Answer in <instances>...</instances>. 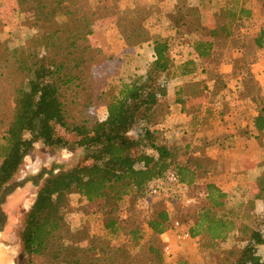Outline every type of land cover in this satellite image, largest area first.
Listing matches in <instances>:
<instances>
[{
	"label": "trees",
	"instance_id": "1",
	"mask_svg": "<svg viewBox=\"0 0 264 264\" xmlns=\"http://www.w3.org/2000/svg\"><path fill=\"white\" fill-rule=\"evenodd\" d=\"M105 1L15 0L7 13L0 3V204L37 142L49 148L81 146L85 151L83 164L49 172L39 186L20 233L24 264H204L202 257L198 263L185 257L176 263L178 259L173 261L163 250L161 235L168 232L174 240V222L179 221L175 207L187 197L198 200L188 228L192 245L212 250L218 264H264V214L253 213V199L233 201L213 183L198 190L204 191L201 198L191 196L199 178L222 173L224 165L208 155L196 156V148L183 141L169 140L164 107L167 100L179 102L183 95V87L171 81L199 69L204 74L221 63L215 40L259 25L250 0L219 1L217 24L209 31L212 39L201 34L211 0H174L173 10L167 0H135L132 6L111 9L102 4ZM257 1L264 11V0ZM10 13L29 15L34 33L27 42L14 44L12 33L1 38ZM153 15L160 23L169 18L174 34H152L147 21ZM105 19L115 24L125 53L146 42L153 45L154 59L145 72L117 85L109 75L95 71L104 50L92 41L91 27ZM262 22L253 37L259 49L264 48V18ZM176 44H184L195 56H173ZM122 63L121 56L111 57L109 72L117 74ZM210 75L203 101L211 108L224 99L228 81L224 73ZM256 105L252 124L264 136V97ZM101 107L106 108L102 119ZM138 121L142 127L136 133ZM188 123L192 133L203 126L196 105L188 112ZM177 156L188 161L178 162ZM170 172L178 177L176 190L163 193L145 213L137 212L134 204ZM257 185L255 198L264 199V177ZM72 195L96 205L93 214L101 220L100 233H83L61 221ZM128 199L127 216L122 217L121 205ZM234 235H242V245L224 247Z\"/></svg>",
	"mask_w": 264,
	"mask_h": 264
},
{
	"label": "rangeland",
	"instance_id": "2",
	"mask_svg": "<svg viewBox=\"0 0 264 264\" xmlns=\"http://www.w3.org/2000/svg\"><path fill=\"white\" fill-rule=\"evenodd\" d=\"M97 1V0H92ZM135 0H107L104 4L107 9L114 7H125L131 5ZM0 3L4 5L3 11L8 12L12 11V8L15 6V0H0ZM254 13L256 18L261 19L264 17L263 8L255 6ZM219 12L212 11L211 13L205 15L204 20L207 23L206 31L202 32L203 37H207L209 34V29L211 25H216L218 20ZM64 15H61L63 18ZM7 25L3 28L1 38L6 39L12 33V40L14 44L20 42H27L30 36L34 33L33 28L30 26L29 15L10 13L7 16ZM110 20L105 19L99 22H96L92 27L91 39L93 42L101 46L104 50V56L101 60L99 67L95 68L96 73L101 75H109L108 79L112 80L114 85H117L120 81H129L134 75L143 74L150 62V48H145L144 52L138 53L137 50L123 55V63L119 68L117 74H111L110 60L111 57H114L116 52L121 49V37L115 28L110 26ZM152 23V22H151ZM150 20L147 21V27L150 29ZM210 25V26H209ZM170 26V25H169ZM168 28V25H167ZM12 44V45H14ZM221 45L226 47V41H222ZM182 46V47H180ZM189 48L184 44L175 45L173 49V55H183L189 57ZM122 53V52H121ZM98 75V74H97ZM211 75L198 73L197 75L189 76L182 80V85L184 92L180 98L181 103L184 104L186 110L191 111V108L195 104H201L203 102V88L204 83L209 80ZM196 101H199L196 102ZM164 103L165 110L167 114L174 112V107L171 108V104ZM9 104V102H8ZM218 111V109H217ZM106 115V108L101 107L98 109V117L100 119L104 118ZM142 127V123L138 121L135 125V132L139 131ZM59 133L63 134L67 139H75L72 134L65 133L62 129H58ZM184 135V134H183ZM135 137V133L133 134ZM185 142L184 140H182ZM150 153V150H148ZM135 157H138L136 149H134ZM85 151L81 146H74L69 148H49L41 141L37 142L25 159L24 163L18 169L14 178L8 183L5 196H1L2 203L0 204V211L3 213L4 221L3 226L0 231V264H24V248L23 243L20 239V233L24 227L25 214L29 210L31 204L33 203L37 190L45 178L48 177L49 172L56 173L58 170L71 169L79 164H83ZM176 160L178 162L188 161L187 157L177 156ZM202 186L193 188L190 190L191 196H199L198 190ZM157 201V198L151 199V203ZM198 201V200H197ZM197 201L192 202L190 205H184L182 201H179L176 204V219L180 222H183L187 226L192 223V216L196 209ZM130 204L128 199L121 205V215L122 217L127 216V205ZM135 210L141 214L145 213V209L140 204V199L134 204ZM96 205H88L78 195H72L70 202L62 211L61 221L64 224L70 225L74 229H80L83 233L97 234L102 230V224L100 218L93 214ZM188 218L187 221L185 220ZM101 224V225H100ZM239 237L237 235L231 236L227 241V245L224 247L234 246L236 248L241 244ZM172 240L171 245L172 249L176 248L178 254H173V261L178 259L176 263L182 261L184 251H187V255L192 261L198 263L201 261V257L206 261L204 264H218L217 258L218 255L208 248L204 250L200 249L198 246L191 244L184 245L182 248L181 244L183 242H178ZM185 244V243H184ZM175 249V250H176ZM174 253V251H173ZM168 264H173L168 262Z\"/></svg>",
	"mask_w": 264,
	"mask_h": 264
},
{
	"label": "crops",
	"instance_id": "3",
	"mask_svg": "<svg viewBox=\"0 0 264 264\" xmlns=\"http://www.w3.org/2000/svg\"><path fill=\"white\" fill-rule=\"evenodd\" d=\"M219 1L211 0V12H219ZM165 4L170 10H173L176 5L174 0H167ZM193 4H196L195 0ZM248 6L256 18L254 8L255 6L262 8L261 4L257 0H250ZM123 7L120 6V8ZM263 18L261 17L259 20L258 26L251 25L249 28L241 29L239 36L215 40L216 51L221 57V63L216 66L215 70H207L205 74L224 73L227 75L228 83L223 92L224 99L217 106L210 108L209 104L204 101L202 106L195 104L198 107V114L203 120L201 130L196 133L191 132L188 123L189 111L181 101L168 102L172 105L171 108L175 109L171 114H167L166 125V129H169L166 132L169 140H184L190 145V148H196V156L208 155L223 163L224 171L222 173H207L203 178H199L196 185L203 188V184L213 183L233 201L247 202L249 199H253V213L257 216L264 214V199L255 198V194L259 192L257 182L261 177H264V136L262 132L253 127L252 119L257 114L256 100L264 97V48L259 49L255 45L253 37L259 26H262ZM149 20L152 34L162 37L174 34V31L169 27V18L160 23L157 15H153ZM109 24L117 31L114 23ZM215 26L211 25L209 31ZM207 27L206 23V29ZM205 38L212 39L209 34ZM222 41H226V47L221 45ZM125 48L126 45L121 38V49L115 51V56L126 55ZM145 48H150L151 62L154 59L151 41L135 47L134 50L142 54ZM189 50L188 55L194 57L193 51ZM198 73H202V70L199 69L195 75ZM187 77L189 76L182 77L178 81L173 80L170 85L179 84L183 87L182 80ZM196 102L199 103V101ZM198 195L200 198L204 196L203 189ZM189 226L184 224L185 229H188ZM233 233L237 234L238 230H234ZM174 241H177L176 244L183 242L181 248L184 245L191 247L189 240L178 241L174 238ZM175 249H173L174 255L178 254L176 253L178 250ZM182 254L190 262H194L187 255V251Z\"/></svg>",
	"mask_w": 264,
	"mask_h": 264
},
{
	"label": "built area",
	"instance_id": "4",
	"mask_svg": "<svg viewBox=\"0 0 264 264\" xmlns=\"http://www.w3.org/2000/svg\"><path fill=\"white\" fill-rule=\"evenodd\" d=\"M178 184V177L175 173L170 172L166 175L165 178H161L155 181L153 185L148 189L146 195L140 199V204L143 208H146L148 205L151 204V199L159 198L165 192H174L176 190V186ZM194 200L190 197L185 198L182 200L184 205H190ZM174 238L178 241H185L188 240L190 235L188 229L184 228V224L176 221L174 222ZM163 240V250L165 255H173L172 249V238L168 232H164L162 235ZM173 238V239H174Z\"/></svg>",
	"mask_w": 264,
	"mask_h": 264
},
{
	"label": "flooded vegetation",
	"instance_id": "5",
	"mask_svg": "<svg viewBox=\"0 0 264 264\" xmlns=\"http://www.w3.org/2000/svg\"><path fill=\"white\" fill-rule=\"evenodd\" d=\"M3 213L0 211V231H1V228L3 226Z\"/></svg>",
	"mask_w": 264,
	"mask_h": 264
},
{
	"label": "water",
	"instance_id": "6",
	"mask_svg": "<svg viewBox=\"0 0 264 264\" xmlns=\"http://www.w3.org/2000/svg\"><path fill=\"white\" fill-rule=\"evenodd\" d=\"M5 196V193L2 194V197Z\"/></svg>",
	"mask_w": 264,
	"mask_h": 264
}]
</instances>
